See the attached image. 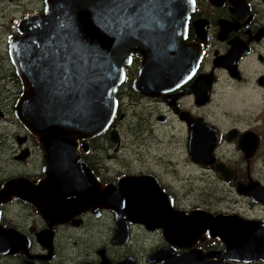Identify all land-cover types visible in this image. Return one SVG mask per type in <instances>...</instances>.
Returning a JSON list of instances; mask_svg holds the SVG:
<instances>
[{
	"label": "flooded vegetation",
	"instance_id": "af4514ba",
	"mask_svg": "<svg viewBox=\"0 0 264 264\" xmlns=\"http://www.w3.org/2000/svg\"><path fill=\"white\" fill-rule=\"evenodd\" d=\"M38 1L0 0V264H153L150 254L168 245L163 228L150 229L145 221H131L128 217V240L119 243L115 207L90 206L80 210L63 205L58 211L53 209L50 187L46 190L43 186L48 175L44 170L46 157L42 144L17 114L27 87L11 53L12 40L20 32L19 21L44 10L45 0L41 8L33 7ZM24 4H32L31 10L15 19L9 9L23 8ZM173 22L176 25L177 20ZM184 43L177 45L188 65L179 77L182 81L172 90L164 86L158 94L135 88L143 55H131L124 80L117 89V109L111 126L85 139L86 147L79 141V154L103 186L113 184L118 188L119 180L125 176L147 175L157 180L176 212L205 209L198 205L183 206L176 187V172H169L167 164L160 170L149 167L128 172L112 170L118 168L116 163L107 164L115 162L124 147L121 126L128 119L124 99L129 98L134 107L142 105L150 107L151 112L158 110L152 116L163 128L169 157H184L202 175H217L225 184L236 187L241 196L264 208L263 202L239 192V186L253 181L264 186L263 180L252 175L247 163L258 158L264 146V0H193ZM169 77L164 73L162 81ZM113 130L118 132L117 140ZM216 131L218 141L212 151L215 160L210 163L194 160L190 143L204 144L209 151ZM248 131L258 137V148L251 158L245 157L239 148ZM9 149L12 153H7ZM219 163L233 170L232 178L227 179L218 169ZM16 180L22 183L20 187L17 184L20 193L1 197L9 184L15 188L12 182ZM30 193L37 195V200H30L27 196ZM161 206L169 208V202ZM150 237L162 242L143 263L137 251L128 247L135 238L140 242ZM207 239L213 242L217 238L205 234L195 246L204 251L224 247L223 243L219 247L202 245ZM174 248L175 252L184 251L178 246Z\"/></svg>",
	"mask_w": 264,
	"mask_h": 264
},
{
	"label": "water",
	"instance_id": "95a60500",
	"mask_svg": "<svg viewBox=\"0 0 264 264\" xmlns=\"http://www.w3.org/2000/svg\"><path fill=\"white\" fill-rule=\"evenodd\" d=\"M192 8L193 0H45L43 11L19 21L20 32L12 40V57L27 87L17 114L42 144L48 175L43 186L50 187L54 211L63 205L115 207L119 243L128 240V217L145 221L150 229L163 228L168 245L150 254L153 264H264L263 220L203 208L176 212L157 180L147 175L125 176L118 188L103 186L78 151L79 141L86 147L85 139L111 126L117 89L132 54L143 55L138 91L158 94L182 81L188 65L177 45H185ZM164 73L170 77L162 81ZM112 133L117 140L118 132ZM217 141L216 131L209 151L191 142V157L213 162ZM257 141L252 131L242 137L239 148L245 157L255 154ZM217 167L227 179L233 177L224 163ZM12 183L15 188L9 184L1 197L20 193L17 184L22 183ZM239 192L264 203V186L257 181L239 186ZM27 196L37 200L33 193ZM165 202L169 208L161 206ZM205 234L224 247L197 248ZM174 246L184 251L175 252Z\"/></svg>",
	"mask_w": 264,
	"mask_h": 264
},
{
	"label": "rangeland",
	"instance_id": "374dc122",
	"mask_svg": "<svg viewBox=\"0 0 264 264\" xmlns=\"http://www.w3.org/2000/svg\"><path fill=\"white\" fill-rule=\"evenodd\" d=\"M42 5V0H39L33 7L41 8ZM31 8L32 4H24L23 8L9 9V11L16 15L15 19H18ZM128 99H124V110L128 114V119L121 126L124 147L117 155L115 162L107 163L112 166L115 163L118 164V168H112V170L128 172V170L147 169L149 167L160 170V167L164 169L167 164L169 172L173 170L176 172L178 180L176 187L183 206H204L205 209L212 212L239 213L247 218L264 221V208L241 196L236 187L225 184L217 175H202L199 169L191 166L184 157H169L163 139V128L152 116V113L154 115L158 110L154 113L148 106L134 107ZM257 103L258 100L255 99V104ZM231 149L236 151L235 147H231ZM7 153L12 152L9 149ZM165 159H171V162L166 163ZM156 162L161 163V166H156ZM247 163L252 175L264 181V146L259 152V157ZM161 242L156 237L142 239L140 242L138 238H135L128 249L136 250L144 263L150 251ZM201 244L210 246L213 242L211 239H207L205 243ZM214 245L216 246V244Z\"/></svg>",
	"mask_w": 264,
	"mask_h": 264
},
{
	"label": "trees",
	"instance_id": "16d2710c",
	"mask_svg": "<svg viewBox=\"0 0 264 264\" xmlns=\"http://www.w3.org/2000/svg\"><path fill=\"white\" fill-rule=\"evenodd\" d=\"M214 244H216V246L215 247H219V246H221L222 245V242H221V240L220 239H214L213 240V245Z\"/></svg>",
	"mask_w": 264,
	"mask_h": 264
}]
</instances>
